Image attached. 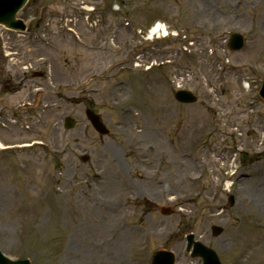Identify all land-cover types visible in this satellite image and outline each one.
<instances>
[{
    "label": "rangeland",
    "instance_id": "1",
    "mask_svg": "<svg viewBox=\"0 0 264 264\" xmlns=\"http://www.w3.org/2000/svg\"><path fill=\"white\" fill-rule=\"evenodd\" d=\"M19 17L31 31L0 26V140L44 145L0 150V248L34 264H151L159 249L200 264L185 248L194 233L224 264H264V198L237 181L262 156L264 0H29ZM66 17L79 38L61 28ZM159 21L193 44L136 33ZM233 31L241 50L228 48ZM178 87L199 101L176 102ZM93 196L118 207L111 218Z\"/></svg>",
    "mask_w": 264,
    "mask_h": 264
},
{
    "label": "bare ground",
    "instance_id": "2",
    "mask_svg": "<svg viewBox=\"0 0 264 264\" xmlns=\"http://www.w3.org/2000/svg\"><path fill=\"white\" fill-rule=\"evenodd\" d=\"M264 145V142L262 144H257V146L255 147L257 149V151L259 153H262V156H261V161H260V165L257 169H255L254 171H249L247 173H244L242 176L239 175V177L237 178L239 184L241 185H248V184H252V183H255L257 184L256 188H257V192L260 193V195L264 198V189L262 188L261 186V183H260V174H261V171L263 170L264 171V148L262 147ZM183 163L185 165H188L189 162L188 160L186 161H183ZM102 182V181H101ZM105 184V190L110 192V188H109V184L108 182L104 183ZM103 184V185H104ZM114 188L112 187L111 189V193L113 192ZM259 189V190H258ZM90 201H99L101 204L105 205L106 207L104 208V211H106V213L104 214L106 217L108 218H111L113 216V214H110V211L111 209L107 206V203H105L103 201V198L102 197H98V196H93V198H89ZM262 206H264V200L262 202ZM108 212V213H107Z\"/></svg>",
    "mask_w": 264,
    "mask_h": 264
},
{
    "label": "water",
    "instance_id": "3",
    "mask_svg": "<svg viewBox=\"0 0 264 264\" xmlns=\"http://www.w3.org/2000/svg\"><path fill=\"white\" fill-rule=\"evenodd\" d=\"M26 2V0H0V21L8 23L10 25H15V24H20V26L24 27L22 21H17L15 20V11L17 10L18 7L23 6V4ZM15 4V8L13 12H9V10L12 8L11 5ZM239 38L236 36V39ZM240 46V45H238ZM180 98L183 100H191L192 98L189 96L188 93L181 92L180 93ZM217 232H220V229H217ZM159 255H163V253H159ZM0 264H31L28 260H18V261H13L3 255L0 252Z\"/></svg>",
    "mask_w": 264,
    "mask_h": 264
}]
</instances>
